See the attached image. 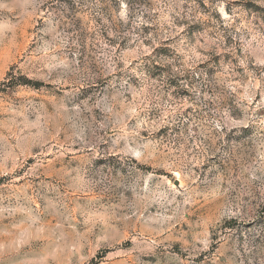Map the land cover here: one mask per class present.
Returning a JSON list of instances; mask_svg holds the SVG:
<instances>
[{"label": "rangeland", "instance_id": "rangeland-1", "mask_svg": "<svg viewBox=\"0 0 264 264\" xmlns=\"http://www.w3.org/2000/svg\"><path fill=\"white\" fill-rule=\"evenodd\" d=\"M6 2L15 5L17 0ZM157 2L177 29H182L178 35L170 34L177 29H171L163 19L133 27L136 16L143 13L147 18L144 10ZM19 4L10 11L0 10V35L16 36L15 47L0 44V264H262L264 203L251 200L239 216L217 220L223 199L216 195L212 177L201 183L207 176V162H197L194 169L200 176L196 181L198 191L203 195L186 206L189 210L184 219L169 229L171 238L157 235L155 223L144 217L137 219L132 215L134 209L125 206L131 204L132 196L118 191L112 183L123 174L118 154L107 142L96 154L80 143H70L71 132L59 118L58 101L66 99V91L106 107L112 105L103 98L116 96L127 112L134 114L130 123L156 126V142L171 140L174 147H179L177 137L188 128L197 131L193 122L205 116H216L232 126L225 137L232 152L250 150L264 142V125L260 123L264 109L240 123L245 112L244 87L237 85L236 92L221 96L227 79L224 68L238 63L235 57L222 52L199 63L188 59L193 55L189 46L197 41L210 43L215 38L213 21L222 20L216 0L207 4L195 0L194 5L193 0H59L65 24L44 36L53 47H43L44 41H36L39 30L45 27L44 20L27 17L30 8L25 0H19ZM122 4L127 5L128 23L112 24L114 16L124 10ZM193 6L209 19L181 20ZM235 7L243 8L248 18L255 17L254 24L264 23V6L254 0ZM232 9L231 3L225 5V11L231 13ZM104 19L113 31L119 28L120 39L108 35ZM230 42L231 38L226 40ZM38 45L42 49L39 52ZM111 47L122 57L117 65L120 71L94 76V83L74 93L71 85L56 86V72L50 75L39 65L25 70L27 52L33 60L44 55L52 63L75 60L81 67L92 60L86 70L97 73L92 54L107 63L100 54L108 53ZM189 63L195 66L188 67ZM248 67L260 75L256 65ZM235 71L244 73L243 68ZM243 83L241 80L240 85ZM209 96L215 104L205 99ZM256 99H260L259 94ZM216 107L219 112L214 111ZM96 114L97 118L104 115L100 109L93 110ZM84 133L88 135L87 128ZM147 167L150 170L152 165ZM238 174L239 169H233V175ZM160 175L177 186L183 183L179 172L161 170ZM238 195L234 191L229 199ZM242 199L248 201L247 196ZM151 211L155 213L156 207ZM201 221H216V226L207 228L208 246L200 243L196 251L189 245L191 236L181 239L180 233L189 234L190 226L203 231L205 223Z\"/></svg>", "mask_w": 264, "mask_h": 264}, {"label": "clouds", "instance_id": "clouds-1", "mask_svg": "<svg viewBox=\"0 0 264 264\" xmlns=\"http://www.w3.org/2000/svg\"><path fill=\"white\" fill-rule=\"evenodd\" d=\"M245 2L247 0H216L215 7L220 12L222 20L213 21L211 31L215 38L210 43L197 41L195 45L189 46V52L193 55L188 56V59L190 61L194 59L195 63L222 52L231 53L235 57L238 63L224 68L227 79L223 82L224 90L221 96L226 97L236 92L237 85L244 87L243 99L246 103L240 123L247 122L252 114L264 109V23L254 24L255 17L250 19L243 8L235 7L237 3ZM25 3L30 8V11L26 12L27 17L39 16L45 22V27L39 30L40 34L36 36V41H44L43 47H53L51 42L44 40V36L55 32L56 28L65 24L64 13L59 10L62 7L59 0H25ZM205 3H209V0H205ZM229 3L233 5L231 13L225 11V5ZM254 3L264 6V0H254ZM54 4L56 7H53ZM194 4L195 0H193ZM14 6H20L19 0L15 5L0 0V10L10 11ZM122 7L124 10L114 16L112 24L119 25L121 21L124 24L128 23L127 5L122 4ZM144 11L147 13V18L143 13L137 15L132 21L134 28L157 23L158 20L163 19L169 23L171 29H177L176 24L159 2ZM176 15L180 16V13ZM193 19L206 20L209 17L201 15L193 6L181 16V20L191 22ZM103 23L109 26V36L117 40L121 38L119 28L113 31L107 19H104ZM221 24L223 27L220 26ZM179 31L182 29L170 34L178 35ZM229 38L231 42L226 43ZM15 41V33L11 37L7 34L0 35V44L15 47ZM181 43L185 41L182 39ZM41 50V46L38 45L37 51ZM89 51L91 52V49ZM92 55L99 68L97 73H89L86 70L87 64L92 63V60H87L85 66L81 67L75 60L52 63L44 55L33 60L27 52L24 53L25 70L39 65L41 68H47L50 75L56 72L58 77L56 86L71 85L70 91L74 93L77 89L86 88L94 83V76L111 75L120 71L117 65L122 62V57L115 51V47L109 48L108 53L100 54L105 56L107 63L101 62L100 56L95 53ZM195 63H189L188 67H194ZM249 64L261 69L259 76L249 70ZM236 68H243V75L237 73ZM241 80L244 81L242 85H240ZM257 94L260 96L259 100L256 99ZM65 96L64 101H58L59 118L64 127L71 132L70 143H80L82 148H90L92 154L97 153L102 143L107 142L110 145L112 152L118 154L117 163L123 173L113 178L112 183L116 185L118 191L127 192L132 196L131 204L125 206L134 209L132 215L137 219L144 217L145 220L155 223L157 227L154 230L157 235L167 234L171 238L169 229L184 219V213L189 210L186 206L195 204L203 195L198 191L200 185L196 183L200 180L197 171H194L197 162L208 164L207 176L201 180V183L205 184L207 177H212V183L216 185V195L223 199V203L217 209V220L225 216H239L241 208L248 205L251 200H255L257 204L264 203V142L243 152L230 151L225 137L231 132L232 126L224 123L222 119L205 116L202 120L194 121L193 125L198 130L186 129L177 137L179 147H174L171 140L155 141L154 133L159 134L155 125L143 122L130 123L134 114H129L116 96L103 98L105 102L111 103L112 107H106L101 102L81 100L79 95H70L68 91L65 92ZM205 99L213 100L215 104L213 97L209 96ZM94 109H100L104 115L97 118L99 114L93 115ZM214 111L219 112L220 108L216 107ZM113 117L116 119L114 120ZM260 123L264 125V119H261ZM84 128L88 129L87 136ZM249 160L252 163H249ZM148 165H152L150 170ZM235 168L239 169L238 175H233ZM161 170L179 172L183 183L179 186L170 183L160 175ZM234 191L239 195L229 199ZM244 196L248 197V201L242 199ZM153 206L156 207L155 213L151 211ZM201 223L205 222L201 221ZM209 226L215 227L216 221L205 223L203 231H196L194 226H190L189 234L180 233V238L184 239L186 235H190V247L199 251L198 244L202 243L207 247L210 243L207 230ZM250 235L254 238V234L250 233ZM261 238L264 239V236ZM149 242L155 243L151 239Z\"/></svg>", "mask_w": 264, "mask_h": 264}, {"label": "trees", "instance_id": "trees-1", "mask_svg": "<svg viewBox=\"0 0 264 264\" xmlns=\"http://www.w3.org/2000/svg\"><path fill=\"white\" fill-rule=\"evenodd\" d=\"M263 209H264V207H263ZM264 213V212H263Z\"/></svg>", "mask_w": 264, "mask_h": 264}]
</instances>
